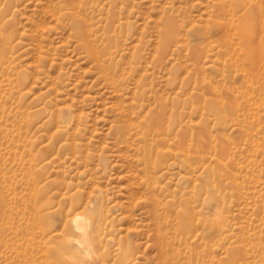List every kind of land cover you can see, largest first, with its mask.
Masks as SVG:
<instances>
[{"label": "rangeland", "instance_id": "1", "mask_svg": "<svg viewBox=\"0 0 264 264\" xmlns=\"http://www.w3.org/2000/svg\"><path fill=\"white\" fill-rule=\"evenodd\" d=\"M80 218L100 264H264V0H0V264H89Z\"/></svg>", "mask_w": 264, "mask_h": 264}, {"label": "bare ground", "instance_id": "2", "mask_svg": "<svg viewBox=\"0 0 264 264\" xmlns=\"http://www.w3.org/2000/svg\"><path fill=\"white\" fill-rule=\"evenodd\" d=\"M74 223L75 231L80 233V239H73L72 244L86 258L89 264H100L102 256L92 247V240L95 241L97 246H100L104 241L102 237L103 233L97 229L92 230L89 221L85 218L75 219Z\"/></svg>", "mask_w": 264, "mask_h": 264}]
</instances>
